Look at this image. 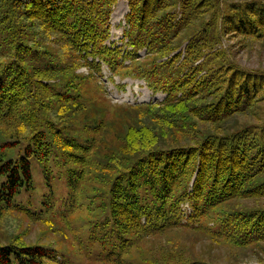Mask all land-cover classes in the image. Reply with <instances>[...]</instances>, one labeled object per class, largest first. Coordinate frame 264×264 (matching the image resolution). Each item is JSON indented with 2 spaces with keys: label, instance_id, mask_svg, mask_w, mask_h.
Here are the masks:
<instances>
[{
  "label": "trees",
  "instance_id": "1",
  "mask_svg": "<svg viewBox=\"0 0 264 264\" xmlns=\"http://www.w3.org/2000/svg\"><path fill=\"white\" fill-rule=\"evenodd\" d=\"M126 1L118 45L107 43L117 0H0V223L16 211L71 229L67 215L44 214L47 165L46 207L16 200L35 186L32 161H53L96 209L95 242L129 252L165 237L161 264H212L175 243L196 232L264 264L253 250H264V205L249 204L264 198V121H251L264 113V69L217 47L224 36L264 47V0ZM102 64L165 97L110 102ZM52 241L7 229L0 264H49Z\"/></svg>",
  "mask_w": 264,
  "mask_h": 264
},
{
  "label": "rangeland",
  "instance_id": "2",
  "mask_svg": "<svg viewBox=\"0 0 264 264\" xmlns=\"http://www.w3.org/2000/svg\"><path fill=\"white\" fill-rule=\"evenodd\" d=\"M128 11L126 0H117L112 8L110 16L109 39L107 43L114 41L121 44L122 30L125 27L124 16ZM217 47L228 48L229 59L236 64L248 69H264V47L255 44L250 48L241 47L234 37L224 36ZM138 54L143 57L145 51L142 49ZM126 60L125 63H128ZM85 67L78 71L86 72ZM99 82L104 86V93L112 103H141L150 101H161L165 94L161 91H153L140 78L130 76H119L111 73L106 64H102V75ZM263 107V103L261 104ZM261 120L254 118L255 125H261L264 121V113L260 114ZM48 166L55 173L52 180L54 194L52 196L53 213L51 208L44 213L46 216L53 215L56 220L61 221V214L69 217L71 229L66 225L58 223L53 229L46 225V222L32 221L29 217L21 216L18 212L9 213L12 217L8 221L0 223V240L5 239L6 230L13 227H21L26 233L29 241L49 242L57 250V259H52L49 264H161L162 255L168 252L169 242L165 237L156 238L152 242H141L137 248L130 249L129 252L121 251L119 245L113 242H95L99 233L98 215L96 209L88 204V198L66 181V171L64 165H57L53 161L40 162L33 160L31 164L34 188L29 192H23L16 196V200L29 205L30 208L46 207L42 201L48 187L43 180L44 168ZM86 187V185H85ZM86 191V190H85ZM83 191V192H85ZM250 205H264V198L249 200ZM186 207L187 204H182ZM187 208V207H186ZM189 208V207H188ZM18 224V226H17ZM15 225V226H14ZM65 232H61V229ZM18 230H21L20 228ZM176 244L182 243L183 257H196L212 264H259L257 254L249 251L247 255L236 257L237 252L225 245L212 243L199 233L188 231L174 235ZM253 250L261 257H264V250L255 247Z\"/></svg>",
  "mask_w": 264,
  "mask_h": 264
}]
</instances>
